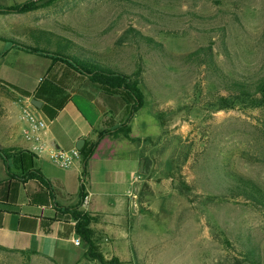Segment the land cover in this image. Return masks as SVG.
<instances>
[{
  "label": "rangeland",
  "instance_id": "rangeland-1",
  "mask_svg": "<svg viewBox=\"0 0 264 264\" xmlns=\"http://www.w3.org/2000/svg\"><path fill=\"white\" fill-rule=\"evenodd\" d=\"M0 21L4 29L39 27L76 37L124 73L141 71L147 105L161 117L164 133L144 149L147 174L127 242L96 235L105 258L122 264H251L245 253L252 245L264 264V212L228 195L230 173L264 190V99L220 110L229 94L204 58L188 59L211 48L226 76L264 78V0H60L1 15ZM65 26L79 35L64 32ZM131 29L156 43L133 37ZM6 46L0 41V52ZM86 251L82 245L73 264H98ZM0 264L57 263L0 251Z\"/></svg>",
  "mask_w": 264,
  "mask_h": 264
},
{
  "label": "crops",
  "instance_id": "crops-1",
  "mask_svg": "<svg viewBox=\"0 0 264 264\" xmlns=\"http://www.w3.org/2000/svg\"><path fill=\"white\" fill-rule=\"evenodd\" d=\"M2 26L0 21V30L8 35H0L22 38L29 30L41 29L80 44L76 37L52 29L30 27L21 32ZM4 52L0 57V146L33 152L37 158L32 161L50 181L52 190L36 180L22 181L24 172L20 161L11 158L5 162L0 157V246L49 258L57 264H73L81 249L74 244L78 238L76 222H52L50 219L56 207L79 203L82 164L77 160L70 168H61L51 160L50 152L78 150L80 140H85L83 149L104 130V120H120L122 109L114 99L106 101L86 77L62 61L10 49L9 45L0 55ZM5 82L34 95L23 97ZM33 99L40 106H34ZM30 104L47 124L41 142L45 148L42 154L35 153L32 143L25 138L30 125L23 110ZM130 125L132 137L140 141L106 137L98 145L89 162L85 183L87 195L80 207V211L95 218L91 227L96 235L104 234L114 241L124 242L132 232L131 221L140 210L139 200L145 182L141 160L150 142L145 140L154 141L164 133L160 120L147 102Z\"/></svg>",
  "mask_w": 264,
  "mask_h": 264
},
{
  "label": "trees",
  "instance_id": "trees-1",
  "mask_svg": "<svg viewBox=\"0 0 264 264\" xmlns=\"http://www.w3.org/2000/svg\"><path fill=\"white\" fill-rule=\"evenodd\" d=\"M58 1L60 0H30L9 7L0 5V14H25L50 6ZM64 30L71 32L75 36L79 35L78 32L69 26H65ZM129 33L133 37L145 41L148 44L156 43L152 38L143 36L136 30L131 29ZM22 35V38L0 35V41L9 45L10 49L15 48L26 53L48 57L54 61L66 63L82 76L86 77L88 82L99 90L106 101L109 102V99H114L120 104L122 109L120 120L118 122L113 120V118L104 120V130L98 133L96 140L79 150L83 169L79 203L76 206L56 207L52 211L53 218L50 221L74 220L76 222V235L82 240L84 247L87 249L85 255L90 261L97 262L98 264H122L118 257L107 259L99 252L96 232L91 227L95 218L86 212L80 211V207L83 205L87 195L85 183L89 176V162L100 142L106 137L114 139L124 138L132 142L140 141V139L132 137L130 123L146 103V96L140 80L141 71L139 70L134 75L124 73L119 67L107 62L105 56L102 54L90 51L74 40L50 31L32 29ZM126 36L127 34L122 36L118 43H123ZM4 54L5 52L0 57ZM202 58L205 59V63L214 72L217 80L229 94L228 97L221 98L222 107L220 110L241 105L245 101H249L255 104V106L258 105L257 103H262V100L259 101L258 99H264V78L257 81H242L226 76L216 65L211 48L200 49L188 56V59H194L196 61ZM5 84L23 97L31 98L34 95L8 82H5ZM158 119L163 126V121L160 116H158ZM145 141L152 140L148 139ZM0 157L5 162H8L11 158L20 161L24 172L22 181L36 180L43 187L52 190L50 181L36 168L34 161H32L37 158L33 152L15 147L6 148L0 146ZM145 166L146 160L142 157L141 172L143 174H147ZM228 179L230 181L228 195L231 198H243L252 207L264 212V190L257 183L235 173L228 174ZM0 251L25 254V252L9 250L2 246H0ZM245 258L251 264H260L261 261L257 248L252 245L247 246ZM236 264L241 263L237 262Z\"/></svg>",
  "mask_w": 264,
  "mask_h": 264
},
{
  "label": "built area",
  "instance_id": "built-area-1",
  "mask_svg": "<svg viewBox=\"0 0 264 264\" xmlns=\"http://www.w3.org/2000/svg\"><path fill=\"white\" fill-rule=\"evenodd\" d=\"M23 115L30 125L29 130L25 132V138L28 142L32 143V150L35 153L42 154L45 152V148L41 145V142L46 132L47 124L32 110L31 104L24 108ZM50 158L57 166L61 168H70L75 161L81 160V155L80 151L76 149L71 151L52 150L50 152ZM74 244L77 247H82L83 242L78 237L75 239Z\"/></svg>",
  "mask_w": 264,
  "mask_h": 264
},
{
  "label": "water",
  "instance_id": "water-1",
  "mask_svg": "<svg viewBox=\"0 0 264 264\" xmlns=\"http://www.w3.org/2000/svg\"><path fill=\"white\" fill-rule=\"evenodd\" d=\"M32 103H33L34 106H40V105L37 104L38 101H37L36 99H33V102H32ZM84 143H85V140H80V141L78 142V144H77V148H78V150H81V149H82Z\"/></svg>",
  "mask_w": 264,
  "mask_h": 264
}]
</instances>
